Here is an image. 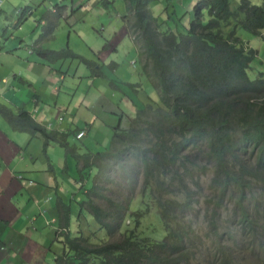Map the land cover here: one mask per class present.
Masks as SVG:
<instances>
[{"label":"trees","instance_id":"obj_1","mask_svg":"<svg viewBox=\"0 0 264 264\" xmlns=\"http://www.w3.org/2000/svg\"><path fill=\"white\" fill-rule=\"evenodd\" d=\"M125 1L128 13L122 20L140 50L143 74L157 91L160 105H136L137 116L130 118L127 130L119 117L120 122L109 128L113 136L108 149L80 153L69 142L77 133L49 130L29 112L0 103V115L14 131L42 137L45 153L50 143H58L77 160V181L84 191L77 201L78 218L95 220L106 235L95 239L98 230L92 229L90 236H72L71 210L63 206L65 229L59 238L64 251L53 264H237L235 249L249 252L258 244L264 249V72L250 77L259 61L258 50L239 36L241 29L261 37L264 0L260 5L241 0L235 10L231 0H199L183 33L161 29L150 9L160 0ZM111 3L101 0L106 8ZM66 10L65 5H56L42 15L46 24L34 52L51 64L76 60L93 76L106 79L103 67L97 68L96 62L69 46L41 47L54 38L61 21L68 20ZM28 11L22 10V20ZM231 26L226 34L225 28ZM209 173L218 191L209 204L231 207L233 213L222 219V232L213 219L212 233L204 234L196 226V205L203 188L200 179ZM139 179L144 208L133 211ZM90 181V188L85 187ZM148 195L152 202L145 204ZM152 205L166 231L162 240L138 233Z\"/></svg>","mask_w":264,"mask_h":264},{"label":"rangeland","instance_id":"obj_2","mask_svg":"<svg viewBox=\"0 0 264 264\" xmlns=\"http://www.w3.org/2000/svg\"><path fill=\"white\" fill-rule=\"evenodd\" d=\"M102 1L105 2L106 0ZM198 1L199 0H194V5L192 6V8L190 6V12H187V10L178 9L177 7H174L176 8V10L174 8L167 10L166 6L168 5V3L165 0L162 2L151 3L150 9L156 20L161 24V29L163 31L172 30L184 32L187 30L190 24V21L194 14L195 5L198 3ZM240 1L241 0H231L232 8L234 10L238 7ZM252 2L256 5L261 4V0H252ZM60 3L69 6L70 9L73 8V11H75V14H77L76 20L79 22V24L77 28L72 30L71 27L67 25L65 20H63L61 23L62 26H60V28H58L56 32V39L52 42H47L44 48H52L51 50H60L63 48L66 49V47L69 46L74 52L96 62L97 68H105L104 71L105 73H107V77L109 78L110 82H112L113 85L118 86L119 89L123 91L121 95H118V93L115 91L110 94L116 95V101H120V98H122L124 104H126L130 108V110H127L126 106H123L121 104L122 108L127 112V117L124 120L121 119L122 128L124 130H127L130 126V122L127 120L137 116L136 113H138V111L136 109V105H141L143 108L147 104L152 103L154 108H158V106L156 105H160V102L157 91L154 89V87H152V85L143 74L141 68L142 64L139 62V60L135 62L136 57L130 56L131 48L133 46V43L132 41H130V39H128V43L124 42L121 45L120 49H118V52L114 54V56L117 57L112 61L111 67L108 66V64H110L111 62H102V60L104 59V52L101 51L102 47L98 48V46H96L94 48H89L86 45L88 42H86L84 37V34L86 33L85 27L95 28L97 31L101 32V34L105 38H108L109 34L112 32V28L120 26V22L124 17V14H127L125 10V3L123 1L118 2L117 5H115L116 10H111L107 13L113 15H107V28L103 29L101 28V26H99L98 20H96L97 17L96 13L94 12V7L93 11H90L88 13L87 10H85V7L89 4V0L87 2L72 0L69 4H67V1L64 0H0V48H12L15 50V55H19L21 59H24L23 62L20 60L11 61L9 58L5 60L0 59V64H4L8 69L10 67H13L14 69L21 68L27 72L30 71L32 74H35V70L40 68V65L36 64L39 63L43 64V66L45 65L44 61L36 57L37 53H33V46L36 45L38 41V33L36 32L37 23L40 24L38 16H40V14H46L48 11H52L53 7ZM182 3L183 0H180V2L178 0L179 5H181ZM26 8H29L31 10L26 13V16L22 20L20 18L22 10ZM117 13L123 17L120 18L115 16L114 14ZM15 14L16 16L13 21L7 19H12L13 15ZM72 18H75V16H69L67 21L70 22ZM123 24L125 25V23ZM232 29V26L226 27V34H229ZM239 36L245 42H248L252 48L258 50L259 61H257L253 65L254 70L250 75V77L254 79L260 72H264V31L262 32L261 37H255L249 32L240 29ZM100 38L104 45L105 39L101 35ZM19 41H21V47H19ZM16 44H18V47L16 46ZM28 60H31L32 63H24V61ZM260 61L262 62V64L260 63ZM54 68L55 70L53 72L56 71V75H51V77L47 78L46 86L48 85L52 87V89H54L55 87L60 89L59 91L57 90L53 93L56 99L59 98V103L56 105L53 102H49V104L53 108L52 111L54 112L55 116L52 117V119H54L51 121V126L48 127H50L51 130L59 131L62 133H73L78 129L83 128V130L86 131V136L82 139H77L76 135L74 134L69 136V142L71 143V145L78 146L80 148V153H87L89 151L99 152L108 149L112 142L113 131L109 128H103L101 120L97 119L94 115H92V113L88 111V107H94L95 101H99L103 105L101 101L105 96H107V94L103 95V93H99V82L102 79H98L96 76H93L91 70H89L85 65L79 63L76 60H65L59 62L54 66ZM3 76L4 74L0 66V83L1 86H3L1 88V94L9 89H13L12 87L16 85L25 91L23 93L16 90L21 95L22 100L25 103H32L33 93L27 85L23 86L20 83H15L13 79H11L8 84H2ZM61 76H65L66 79L62 80ZM111 80H114V82ZM126 83L129 85H127ZM44 87L45 86H43L42 88ZM88 89H90V91L95 94V99L88 101V99L85 98L86 91ZM2 100L4 102L1 103L12 108V104L11 106L7 104L10 102L5 97V94L3 95ZM132 101L134 104L132 103ZM96 109L101 108L98 106L96 107ZM26 111L31 112V114L39 121L44 120V116L41 114L36 116L34 114V110ZM104 113L107 114V110L104 109ZM104 113H101V115H104ZM71 120H73L74 122L72 123ZM119 122L120 118L117 117L116 125ZM40 124L45 126L42 123ZM87 124H90L91 126V131L89 133V126ZM0 132H2L4 135L12 133V130L7 121L1 115ZM24 138L27 139L26 143L28 145L31 143L30 151L32 154L42 155L44 143L42 137L39 136L32 140L31 137ZM66 154V149L60 146L58 143H50L47 150V155L50 158L52 165L55 166L57 170L55 174H49L48 176L51 179H47V182L44 183H47L51 187L52 193H54V188L59 191L57 197H59V199L63 202V206L69 207L72 203V198H69L65 191H70L71 193H73L74 191L75 194L73 196L75 197V200L72 204L74 206L75 213L72 216L70 226L72 236H77L79 233H83L85 236H90V231L93 229L94 231L98 230V232L94 234L95 237L97 236L95 239H105V233L100 230L95 220L93 221L91 218H88V222L86 215L85 217L82 215L80 218H78L80 209L78 207L77 201L83 198L84 191L80 192L81 183H76L78 177L77 160H75L71 156H68L67 158ZM255 159V156L251 158V165H254ZM65 168L68 169L67 172H64ZM114 177L116 179L118 178L116 174L114 175ZM212 178V173H209L207 176L200 179V183L203 188L202 190H199V202L196 205L198 210V217L195 218L196 226L199 228L200 232L204 234L210 232L209 229L211 224L213 223V219L216 222L217 226H220L222 219H225L226 215H228L230 218V215L233 213V209L231 207L224 210L225 208L219 209L214 204H209V201L213 200L216 197V193H218V191L212 186ZM39 181L41 182V180ZM142 182L143 180L139 179L135 196L136 198L134 199L131 206V209L133 211L144 208V205L142 203L143 198L141 195L143 187ZM90 184L91 181L89 184L87 182V184H85V187L90 188ZM258 184V182L254 184L255 189H257ZM255 189L253 190L254 192L256 191ZM261 191L262 190L260 189V192ZM229 196L230 195H228L226 199L229 198ZM251 196L252 195L248 192L246 193L247 198H250ZM54 200H57V198H53L50 201L49 198L45 200V202H48L46 205H43L41 207L42 210H45L42 211V214H45L46 210L48 211V213H50L51 210L52 212L54 211L55 215L57 216L56 212H58V207L56 204H54ZM151 202L152 200L150 195L146 196L145 204ZM216 212H221V214L214 217ZM39 214H37L38 222L36 224L33 223L32 226H30L31 230H38V226H40V233L44 230H50V232H56V229L58 230L59 223H51L52 220H56V218H54L51 213L50 217H48L47 219L45 218L46 223L44 222V219L42 217L40 219ZM127 223H129V229H132L134 227L132 221L128 220ZM124 231L125 230H123V232ZM219 231H223V228L221 226L219 228ZM138 233L142 237L145 236L155 240H162L166 236V231L159 216L158 209L155 205H152L150 214L145 216L141 220V226L138 229ZM30 239H36L37 241H39L38 244L43 247V241L46 239V237H40L39 234L36 233L35 236H32L31 234ZM204 245L205 247L210 246L207 243L206 239L204 241ZM249 250L250 253L245 250L244 247L235 249L236 259H234L237 260V264H264V249H261L259 244L256 249ZM53 261L54 254L50 253L47 264H52Z\"/></svg>","mask_w":264,"mask_h":264},{"label":"crops","instance_id":"obj_3","mask_svg":"<svg viewBox=\"0 0 264 264\" xmlns=\"http://www.w3.org/2000/svg\"><path fill=\"white\" fill-rule=\"evenodd\" d=\"M64 1H67V4H69L72 0ZM79 1L87 2L88 0ZM108 1L112 3L109 4L107 8L101 4L100 0H89L88 6L85 7L87 13L93 11L94 7V12L96 13L97 17L96 20H98L99 26H101V28L103 29L107 28V15H113L107 13L111 10H116L115 5H117L118 2L123 1L125 3V10L128 13V5L125 0ZM162 1L164 0H160L157 2ZM165 1H167L169 5V8L168 5L166 6L167 10L177 7L178 9L187 10V12H190L192 6L194 5V0H183V3L181 5L178 4V0ZM57 5L64 6L65 4L60 3ZM65 6L67 7V10L65 12L66 17L68 18L69 16H75V18H72L70 22L65 20L67 25L70 26L72 30H74L79 24V22L76 20L77 14H75L73 8L70 9L69 6ZM174 9L176 10V8ZM42 15L43 14H40V16H38L40 24L37 23L36 27L38 39L40 38V35L42 34L44 26L46 24L45 21L41 20ZM114 15L120 18L123 17L118 13ZM126 15L127 14H124V17ZM15 16L16 14L13 15L12 19H7L13 21L15 19ZM61 23L60 26H62ZM104 23L106 24V27ZM123 23V20H121L120 26L113 27L112 32L109 34L108 38H105L101 34V32L97 31L95 28L85 27L86 33L84 34V37L86 42H88L86 45L89 48H94L96 46H98V48L102 47L101 51L104 52V59H100L103 63L112 62L117 57L114 56V54L118 52V49H120L121 45L124 42L128 43V39H130V41H132L133 43L130 56L136 57L135 62L139 60V62L141 63L142 58L140 50L138 49L132 38L129 37L128 31ZM100 35L105 39L104 45L101 41ZM55 39L56 33L54 34L53 39L43 41L41 43V47L44 48L47 42H52ZM20 42L21 41H19V47L22 46ZM107 44L108 48L106 47V49H103ZM16 46L18 47V44H16ZM14 51L15 50L12 48H0V59L5 60L9 58L11 61L20 60L23 62L24 59H21L19 55H15ZM38 58L42 60L40 57ZM44 62V66L43 64H36L40 65V68L35 70V74H32L30 71L27 72L21 68L14 69L13 67H10L8 69L4 64H0L2 72L4 74L2 84H8L9 81L13 79L15 83H20L23 86L27 85L33 93L32 103H25L22 100L21 95L16 91L18 90L24 93V90L14 85V87H12L13 89H9L1 94V88L3 86H1L0 83V103L4 102L2 98L5 94V97L10 102L7 104L10 106L12 104L11 107L14 109V111L20 112L22 110H34V114L36 116L40 114L44 116L43 121H39L31 114V112H27H29L38 122L44 124L49 130H51V128L48 126H51V121L54 119H52V117H54L55 114L52 111L53 108L49 104V102H53L56 105L59 103V98L56 99L53 93L54 91H59L60 89L57 87L52 89V87L48 85L46 86V80L47 78L51 77V75H56V71L53 72L55 70L54 66L59 62L55 63L54 65L46 61ZM24 63H32V61L28 60L24 61ZM97 78L102 79L99 82V93H103V95L107 94V96H105L101 101L103 105L99 101H95L94 107H88V111L92 113V115H94L97 119L101 120L103 128H113L116 126L117 117H121L123 120L127 117V112L122 108L121 104L123 106H126L127 110H130V108L126 104H124L122 98H120V101H116V95L110 94L115 91L118 93V95H121L123 91L120 90L118 86L110 84V80L108 77L106 79L100 77ZM61 79L65 80L66 77L61 76ZM111 81L114 82V80ZM43 86L45 87L42 88ZM85 98L90 101L92 99H95L96 96L92 91H90V89H88L86 91ZM98 106L101 109H96V107ZM103 107L105 110H107V114L104 113ZM101 113H104V115H101ZM108 113L111 115H109ZM127 121L130 122V119ZM71 122L73 123L74 121L71 120ZM87 125L89 126V133L91 131V126L90 124ZM82 129H78L76 132L78 133ZM11 130L12 133L8 135H4L2 132H0V264H47L50 253L54 254L55 261L56 257L62 254V252L64 251V245L61 238H59V236L64 232L65 229L63 227L64 223H62L61 210V208L63 207V202L59 199V197H57L59 191L54 188V193H52L51 187L47 183H44L47 182V179H51L48 175L55 174L57 168L52 165L47 153L43 152L44 149H42V155L31 153V143L28 145L26 143L27 139L24 138L31 137V135L14 131L12 128ZM32 139L34 138L31 137V140ZM68 156L69 155L66 154L67 158ZM67 171L68 169L65 168L64 172ZM39 180H41V182ZM76 183L78 184V181H76ZM65 192L67 193L69 198H72L71 201L73 203V201L75 200V197L73 196L75 194L74 191L73 193H71L70 191ZM47 198H49V201L53 198H57V200H54V204H56L58 207V212H56L58 217L55 215L54 211L52 212L50 210V213L54 218H56V220H52L51 223H59V228L58 230L56 229V232L44 230L40 233V226H38V230L36 231L31 230L30 226H32L33 223L36 224L38 222L37 214H39V212L40 219L42 217L45 223L46 219L50 217V213H48L47 210L45 214H42V211L45 210L41 209L43 205L47 204L48 201L45 202ZM72 203L69 206L71 210V219L73 214L75 213ZM36 233L39 234L40 237H46V239L43 241V247L38 244L39 241H37L36 239H30L31 234L32 236H35Z\"/></svg>","mask_w":264,"mask_h":264},{"label":"built area","instance_id":"obj_4","mask_svg":"<svg viewBox=\"0 0 264 264\" xmlns=\"http://www.w3.org/2000/svg\"><path fill=\"white\" fill-rule=\"evenodd\" d=\"M85 135V131H82L81 133L78 134V138H82ZM23 178V177H20Z\"/></svg>","mask_w":264,"mask_h":264},{"label":"clouds","instance_id":"obj_5","mask_svg":"<svg viewBox=\"0 0 264 264\" xmlns=\"http://www.w3.org/2000/svg\"><path fill=\"white\" fill-rule=\"evenodd\" d=\"M82 131H85V130H83V129H82V130H80L78 133H77V132H75V133H77V135H76V136H77V139H82L83 137H85V136H86V131H85V135H84L82 138H78V134H79V133H81Z\"/></svg>","mask_w":264,"mask_h":264}]
</instances>
